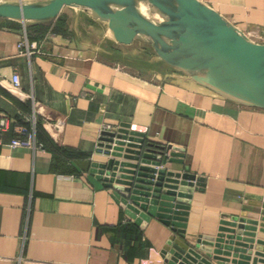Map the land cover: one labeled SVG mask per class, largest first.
I'll return each instance as SVG.
<instances>
[{
	"label": "crops",
	"instance_id": "0c3cea01",
	"mask_svg": "<svg viewBox=\"0 0 264 264\" xmlns=\"http://www.w3.org/2000/svg\"><path fill=\"white\" fill-rule=\"evenodd\" d=\"M202 1L264 43V0ZM65 21L42 34L0 18V113L28 127L35 117L42 145L11 147L13 127L0 131V264H169L171 243L195 245L223 219L264 226V109L192 81L144 40L118 43L105 24L92 41ZM81 29L94 32L89 20ZM25 39L37 44L31 55L20 51ZM106 124L143 132L153 148L176 147L182 162L167 166L203 177L183 198L184 236L157 218L136 224L92 173L108 159L97 151Z\"/></svg>",
	"mask_w": 264,
	"mask_h": 264
},
{
	"label": "water",
	"instance_id": "95a60500",
	"mask_svg": "<svg viewBox=\"0 0 264 264\" xmlns=\"http://www.w3.org/2000/svg\"><path fill=\"white\" fill-rule=\"evenodd\" d=\"M143 4L140 10L138 3ZM65 7L84 8L95 20L107 21L118 43L141 39L169 66L192 81L236 103L264 109V43L248 37L202 0H40L0 1V18L24 26L54 21ZM150 13L151 15L149 16ZM97 149L107 156L92 163V173L112 189L125 214L136 224L157 218L181 236L188 204L203 177L166 166L182 162L176 151L146 140L129 126L102 131ZM176 150V147L173 148ZM264 233L258 219H223L218 232L181 248L163 251L169 264H264Z\"/></svg>",
	"mask_w": 264,
	"mask_h": 264
},
{
	"label": "built area",
	"instance_id": "2783aa9c",
	"mask_svg": "<svg viewBox=\"0 0 264 264\" xmlns=\"http://www.w3.org/2000/svg\"><path fill=\"white\" fill-rule=\"evenodd\" d=\"M19 47L21 48L20 50L21 53L27 55H31L35 50L38 49L36 43H29L27 39H25V42L19 43ZM19 89H20L19 75L17 73H14L11 80V90L13 93H17ZM27 120H30L29 122H31L32 126L28 127L22 122L20 123L19 121H15L9 115L0 113V131L1 132L7 131L12 127L14 130L15 136L12 138V140L9 143L11 147H19V146L31 147V148L42 147V145L36 142L35 117L27 118ZM119 128L120 127H114L110 124H106L102 128V131H117ZM101 136L102 134H100V137ZM100 137H99L97 149H99L101 147V144L104 143L100 139ZM161 146L164 147V155L167 157H170L171 152L175 151L173 150V147H171L170 145H161Z\"/></svg>",
	"mask_w": 264,
	"mask_h": 264
},
{
	"label": "rangeland",
	"instance_id": "374dc122",
	"mask_svg": "<svg viewBox=\"0 0 264 264\" xmlns=\"http://www.w3.org/2000/svg\"><path fill=\"white\" fill-rule=\"evenodd\" d=\"M0 1H16V0H0ZM19 1H23V2H34V1H40V0H19ZM149 16L151 15L150 13H148ZM87 15V11L84 8H80V7H65L63 8L62 12L60 13V15L58 17H60L56 22L55 20L50 22L51 26L49 28V32H51L53 29L57 28V25L59 23L60 20H63V24L62 27L60 28V30H62L64 23L66 22L65 20L68 18L70 23L76 28V32L75 30L72 31L73 35L74 34H79L80 36H82L81 38H85V39H91L92 41L95 40L94 35H98L99 31H102L103 28H105V23L101 22V21H96V20H92V19H86ZM86 20L90 21V25L92 26V31L96 32H92V35L89 33H85L84 31H82V25L83 23H85ZM47 23V24H50ZM104 23V24H103ZM65 26V25H64ZM47 33V34H48ZM94 33V34H93ZM85 34V35H84ZM136 42H141L139 40H136ZM148 45H150L148 43Z\"/></svg>",
	"mask_w": 264,
	"mask_h": 264
},
{
	"label": "trees",
	"instance_id": "16d2710c",
	"mask_svg": "<svg viewBox=\"0 0 264 264\" xmlns=\"http://www.w3.org/2000/svg\"><path fill=\"white\" fill-rule=\"evenodd\" d=\"M59 18H60V17H58L57 20H58ZM57 20H55V22H56ZM62 23H63L62 20H60L59 23H58V25H57V28H55L53 31H57V30L60 31V28H61V26H62ZM50 26H51V23H50V24H40V25H35V26L31 27V29L35 28V29H37L38 31H41V33L43 34V33H46V32H47V30L50 28Z\"/></svg>",
	"mask_w": 264,
	"mask_h": 264
},
{
	"label": "bare ground",
	"instance_id": "6f19581e",
	"mask_svg": "<svg viewBox=\"0 0 264 264\" xmlns=\"http://www.w3.org/2000/svg\"><path fill=\"white\" fill-rule=\"evenodd\" d=\"M138 7H139L140 10H142V11L144 10V8H143V4H141V2L138 3ZM99 21H102V22H104L105 24H107V21H105V20H99Z\"/></svg>",
	"mask_w": 264,
	"mask_h": 264
}]
</instances>
